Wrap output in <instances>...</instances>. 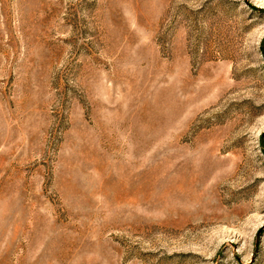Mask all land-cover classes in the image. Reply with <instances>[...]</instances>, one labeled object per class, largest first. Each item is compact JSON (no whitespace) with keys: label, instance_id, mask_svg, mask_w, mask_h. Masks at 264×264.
<instances>
[{"label":"rangeland","instance_id":"rangeland-1","mask_svg":"<svg viewBox=\"0 0 264 264\" xmlns=\"http://www.w3.org/2000/svg\"><path fill=\"white\" fill-rule=\"evenodd\" d=\"M0 264H264V0H0Z\"/></svg>","mask_w":264,"mask_h":264}]
</instances>
